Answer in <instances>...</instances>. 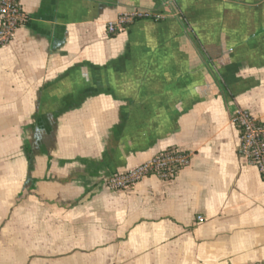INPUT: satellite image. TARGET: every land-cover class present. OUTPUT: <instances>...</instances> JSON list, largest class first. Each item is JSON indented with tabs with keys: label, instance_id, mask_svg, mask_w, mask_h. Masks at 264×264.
Returning a JSON list of instances; mask_svg holds the SVG:
<instances>
[{
	"label": "crops",
	"instance_id": "crops-1",
	"mask_svg": "<svg viewBox=\"0 0 264 264\" xmlns=\"http://www.w3.org/2000/svg\"><path fill=\"white\" fill-rule=\"evenodd\" d=\"M18 1L0 49V264L264 262V181L233 123L264 122V0ZM171 148L190 155L173 181L106 188Z\"/></svg>",
	"mask_w": 264,
	"mask_h": 264
},
{
	"label": "built area",
	"instance_id": "built-area-1",
	"mask_svg": "<svg viewBox=\"0 0 264 264\" xmlns=\"http://www.w3.org/2000/svg\"><path fill=\"white\" fill-rule=\"evenodd\" d=\"M134 19L135 16L125 14L116 22L108 23L107 34L115 35L123 31L125 26L132 23ZM25 21L26 17L18 0H0V49L12 42L16 31ZM233 123L240 137L238 155L254 166L264 181V122L259 121L247 111L237 110ZM189 164V153L171 148L134 168L110 174L104 183L109 191L130 192L138 183L149 177H157L164 182L173 181ZM203 221L202 216L196 217V222ZM254 264H264V262Z\"/></svg>",
	"mask_w": 264,
	"mask_h": 264
},
{
	"label": "trees",
	"instance_id": "trees-1",
	"mask_svg": "<svg viewBox=\"0 0 264 264\" xmlns=\"http://www.w3.org/2000/svg\"><path fill=\"white\" fill-rule=\"evenodd\" d=\"M113 174V173H112Z\"/></svg>",
	"mask_w": 264,
	"mask_h": 264
}]
</instances>
